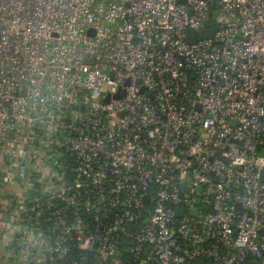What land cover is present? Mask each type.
<instances>
[{
    "label": "built area",
    "instance_id": "obj_1",
    "mask_svg": "<svg viewBox=\"0 0 264 264\" xmlns=\"http://www.w3.org/2000/svg\"><path fill=\"white\" fill-rule=\"evenodd\" d=\"M0 177L13 264H264V0H0Z\"/></svg>",
    "mask_w": 264,
    "mask_h": 264
},
{
    "label": "water",
    "instance_id": "obj_2",
    "mask_svg": "<svg viewBox=\"0 0 264 264\" xmlns=\"http://www.w3.org/2000/svg\"><path fill=\"white\" fill-rule=\"evenodd\" d=\"M215 31H216L215 28H211V29L205 30V31L199 30L198 34H204L206 37L212 38ZM186 33H187V36H188V42H190V43L194 42L195 41L196 32L193 31V30L188 29L186 31ZM193 214H196V210H193ZM3 221H8L6 213L3 214ZM6 247L12 248V244L8 243V245H6Z\"/></svg>",
    "mask_w": 264,
    "mask_h": 264
},
{
    "label": "flooded vegetation",
    "instance_id": "obj_3",
    "mask_svg": "<svg viewBox=\"0 0 264 264\" xmlns=\"http://www.w3.org/2000/svg\"><path fill=\"white\" fill-rule=\"evenodd\" d=\"M8 193H9V186L4 181V179L0 177V204H3L7 201ZM0 238H2L1 234H0Z\"/></svg>",
    "mask_w": 264,
    "mask_h": 264
},
{
    "label": "rangeland",
    "instance_id": "obj_4",
    "mask_svg": "<svg viewBox=\"0 0 264 264\" xmlns=\"http://www.w3.org/2000/svg\"><path fill=\"white\" fill-rule=\"evenodd\" d=\"M0 264H13V261L9 259L5 250H0Z\"/></svg>",
    "mask_w": 264,
    "mask_h": 264
},
{
    "label": "trees",
    "instance_id": "obj_5",
    "mask_svg": "<svg viewBox=\"0 0 264 264\" xmlns=\"http://www.w3.org/2000/svg\"><path fill=\"white\" fill-rule=\"evenodd\" d=\"M1 247H3L2 249H4L5 252H6L7 250L10 249L9 247H6V245H4V243L2 242V239L0 238V248H1ZM6 254H7V253H6Z\"/></svg>",
    "mask_w": 264,
    "mask_h": 264
},
{
    "label": "crops",
    "instance_id": "obj_6",
    "mask_svg": "<svg viewBox=\"0 0 264 264\" xmlns=\"http://www.w3.org/2000/svg\"><path fill=\"white\" fill-rule=\"evenodd\" d=\"M2 248H3V247L0 248L1 252H2V250H4V249H2ZM11 251H12L11 249L7 250V253H8L7 255L10 256V252H11Z\"/></svg>",
    "mask_w": 264,
    "mask_h": 264
}]
</instances>
